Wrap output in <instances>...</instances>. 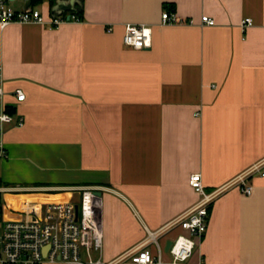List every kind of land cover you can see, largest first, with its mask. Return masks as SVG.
Segmentation results:
<instances>
[{
  "label": "crops",
  "instance_id": "0c3cea01",
  "mask_svg": "<svg viewBox=\"0 0 264 264\" xmlns=\"http://www.w3.org/2000/svg\"><path fill=\"white\" fill-rule=\"evenodd\" d=\"M82 5V19L57 28L0 27L4 100L24 119L3 135L0 185L9 206L1 193L0 219L4 209L22 220L49 204H77L83 188H92L101 193L103 256L110 260L198 201L191 175L201 173L212 191L264 163V0ZM10 6L34 7L46 18L54 7L50 0ZM165 10L192 23L163 24ZM205 15L215 25L203 24ZM246 18L253 25L243 29ZM128 24L151 26V47L126 46ZM248 183L251 195L236 187L212 204L193 264H264V175ZM182 232L173 229L161 244Z\"/></svg>",
  "mask_w": 264,
  "mask_h": 264
},
{
  "label": "built area",
  "instance_id": "2783aa9c",
  "mask_svg": "<svg viewBox=\"0 0 264 264\" xmlns=\"http://www.w3.org/2000/svg\"><path fill=\"white\" fill-rule=\"evenodd\" d=\"M11 0H0V27L10 24H40L57 28L66 22L63 16L49 17L34 7L15 10L10 6ZM70 20H78L70 15ZM203 24L215 25V20L202 16ZM163 24L192 23L179 19L175 12L165 10L162 13ZM253 25L251 18L242 21L243 29ZM123 42L133 49L142 50L152 45V27L144 24H128L125 27ZM17 101L26 99L22 89L14 92ZM4 79L0 68V169L8 154L3 140L6 127L15 124L24 125V119L9 111L4 97ZM264 163L259 162L241 173L228 183L207 191L202 174L190 177V186L198 193V201L173 221L156 231H148L146 239L133 251H128L110 260L103 256L104 234L99 219L102 201L92 188H83L82 197L77 204L53 203L45 206L39 214L30 211L22 220H10L0 228V264H193L191 259L196 252V240H201L208 229L209 213L212 204L227 191L238 187L246 195H251L253 186L248 183L250 177L261 172L264 175ZM6 188L0 185V194ZM183 232L172 239L165 260V247L160 239L173 229ZM196 264H208L200 260Z\"/></svg>",
  "mask_w": 264,
  "mask_h": 264
},
{
  "label": "water",
  "instance_id": "95a60500",
  "mask_svg": "<svg viewBox=\"0 0 264 264\" xmlns=\"http://www.w3.org/2000/svg\"><path fill=\"white\" fill-rule=\"evenodd\" d=\"M81 4L79 0H57L56 5L52 8L51 15L53 17L61 16L65 11L75 10V5ZM70 19V15L67 16ZM98 196L101 195L100 192L96 193ZM172 245V240H168L165 246V252H168Z\"/></svg>",
  "mask_w": 264,
  "mask_h": 264
},
{
  "label": "trees",
  "instance_id": "16d2710c",
  "mask_svg": "<svg viewBox=\"0 0 264 264\" xmlns=\"http://www.w3.org/2000/svg\"><path fill=\"white\" fill-rule=\"evenodd\" d=\"M30 1H31V4L33 6H35L36 4H40L42 2V0H30ZM55 1L56 0H50L51 6L55 5ZM80 1H81V4H79L77 6V9L75 11H73L72 14L77 16L79 19H82V17H83V5H82L83 0H80ZM9 111L11 113H13V111L10 108H9ZM1 210H2V206H1V196H0V215H1Z\"/></svg>",
  "mask_w": 264,
  "mask_h": 264
},
{
  "label": "rangeland",
  "instance_id": "374dc122",
  "mask_svg": "<svg viewBox=\"0 0 264 264\" xmlns=\"http://www.w3.org/2000/svg\"><path fill=\"white\" fill-rule=\"evenodd\" d=\"M20 182H22V181H20ZM7 197H8L7 193L4 192L2 194V201H4L5 209H7V207L9 206V202L7 200ZM5 209H4V214H3L2 218L0 219V228L2 226L1 222L3 223V222H6L8 220H12V219L17 218V216L15 217L13 213L9 214V213L5 212ZM165 254L171 257V255L169 253H165Z\"/></svg>",
  "mask_w": 264,
  "mask_h": 264
}]
</instances>
